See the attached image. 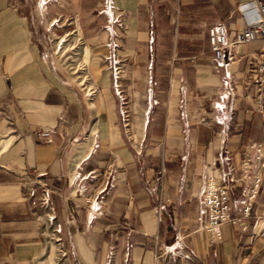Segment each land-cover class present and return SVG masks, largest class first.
Wrapping results in <instances>:
<instances>
[{
    "label": "crops",
    "instance_id": "1",
    "mask_svg": "<svg viewBox=\"0 0 264 264\" xmlns=\"http://www.w3.org/2000/svg\"><path fill=\"white\" fill-rule=\"evenodd\" d=\"M248 1L0 0V264H48L58 233L72 264H264L253 237L264 181L245 218L251 183L232 179L264 143L246 83L263 43L218 66L208 35L245 30ZM58 18L76 25L87 92L58 77L46 40ZM212 175L243 218L218 244L206 232ZM34 180L51 190L53 222L31 213Z\"/></svg>",
    "mask_w": 264,
    "mask_h": 264
},
{
    "label": "built area",
    "instance_id": "2",
    "mask_svg": "<svg viewBox=\"0 0 264 264\" xmlns=\"http://www.w3.org/2000/svg\"><path fill=\"white\" fill-rule=\"evenodd\" d=\"M244 10H252L255 19L248 23L245 30L238 32L233 38L227 34V28L218 24L208 30L210 47L219 66H228V62L234 60L238 48L248 43H263L257 56H252L248 71V86L255 89L256 105L264 117V0H250L243 7ZM44 138L50 133L42 134ZM244 158L241 161V174L232 177L235 185L251 183L249 193V204L245 207L244 217L251 216L252 203L260 194L261 184L264 181V143L252 142L245 149ZM215 165V164H214ZM222 176H209L205 190L204 208L207 211L206 232L212 238L214 244L221 243L223 238L222 229L226 224L238 225L243 218H235L231 208V197L229 190L223 183ZM30 192L31 213L39 219L46 218L47 222L55 219L49 186L40 180H34ZM91 204V201H87ZM256 229L253 237H264V216L257 217ZM260 226L259 230L257 227ZM54 232H58L54 230Z\"/></svg>",
    "mask_w": 264,
    "mask_h": 264
},
{
    "label": "rangeland",
    "instance_id": "3",
    "mask_svg": "<svg viewBox=\"0 0 264 264\" xmlns=\"http://www.w3.org/2000/svg\"><path fill=\"white\" fill-rule=\"evenodd\" d=\"M53 25L55 29L59 30L57 37H48L46 40L52 46V56L58 69V77L71 84L75 89L82 88L87 92L92 84L86 82L89 74L81 53L82 42L77 35V31H74L76 30V25L74 23L71 24V21L66 22L65 18H58ZM67 32L71 34L61 37ZM257 230L259 229L257 228ZM52 234L54 235L55 233L52 232ZM59 238V233L53 236L42 260L48 262V264H72Z\"/></svg>",
    "mask_w": 264,
    "mask_h": 264
},
{
    "label": "water",
    "instance_id": "4",
    "mask_svg": "<svg viewBox=\"0 0 264 264\" xmlns=\"http://www.w3.org/2000/svg\"><path fill=\"white\" fill-rule=\"evenodd\" d=\"M173 240H175L173 237H172Z\"/></svg>",
    "mask_w": 264,
    "mask_h": 264
},
{
    "label": "bare ground",
    "instance_id": "5",
    "mask_svg": "<svg viewBox=\"0 0 264 264\" xmlns=\"http://www.w3.org/2000/svg\"><path fill=\"white\" fill-rule=\"evenodd\" d=\"M259 228H260V226H259ZM259 228H258V229H259Z\"/></svg>",
    "mask_w": 264,
    "mask_h": 264
}]
</instances>
